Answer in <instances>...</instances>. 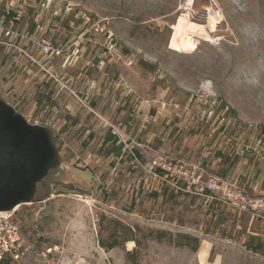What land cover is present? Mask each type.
<instances>
[{
	"label": "rangeland",
	"instance_id": "obj_1",
	"mask_svg": "<svg viewBox=\"0 0 264 264\" xmlns=\"http://www.w3.org/2000/svg\"><path fill=\"white\" fill-rule=\"evenodd\" d=\"M181 2L0 0V98L60 159L15 209L7 264H128L133 243L98 246L101 217L264 264V215L225 191L264 196V0ZM195 256L148 241L138 264Z\"/></svg>",
	"mask_w": 264,
	"mask_h": 264
},
{
	"label": "water",
	"instance_id": "obj_2",
	"mask_svg": "<svg viewBox=\"0 0 264 264\" xmlns=\"http://www.w3.org/2000/svg\"><path fill=\"white\" fill-rule=\"evenodd\" d=\"M59 165L50 130L0 98V213L32 203L37 185Z\"/></svg>",
	"mask_w": 264,
	"mask_h": 264
},
{
	"label": "trees",
	"instance_id": "obj_3",
	"mask_svg": "<svg viewBox=\"0 0 264 264\" xmlns=\"http://www.w3.org/2000/svg\"><path fill=\"white\" fill-rule=\"evenodd\" d=\"M109 138H107V141ZM164 173V172H162ZM157 196V194H154ZM101 231L98 233V246L104 251H110L117 247H123L125 243H133L131 251H125L124 257L128 264H138L142 250L147 246L148 241L158 244L166 243L174 248H187L192 253L199 250L200 240L196 236L186 233H172L166 230L143 228L138 225L129 226L118 219L108 220L101 217L99 222ZM11 258H5L0 264H7ZM209 262L213 259L209 256Z\"/></svg>",
	"mask_w": 264,
	"mask_h": 264
},
{
	"label": "built area",
	"instance_id": "obj_4",
	"mask_svg": "<svg viewBox=\"0 0 264 264\" xmlns=\"http://www.w3.org/2000/svg\"><path fill=\"white\" fill-rule=\"evenodd\" d=\"M195 0H182L180 11L191 12ZM43 6V3L41 4ZM9 35V33H7ZM212 188L219 187L216 184ZM227 199L240 208L241 212H249L256 215H264V196L248 197L238 189H228ZM13 212L0 213V261L5 258L17 259L20 248V226L12 218Z\"/></svg>",
	"mask_w": 264,
	"mask_h": 264
},
{
	"label": "crops",
	"instance_id": "obj_5",
	"mask_svg": "<svg viewBox=\"0 0 264 264\" xmlns=\"http://www.w3.org/2000/svg\"><path fill=\"white\" fill-rule=\"evenodd\" d=\"M202 250H203V255L200 257V253L202 252ZM195 254H196L195 256L196 264H221V258L218 255L217 257H214L211 262H209L208 259L210 254H209L208 246H205V248L201 247Z\"/></svg>",
	"mask_w": 264,
	"mask_h": 264
},
{
	"label": "bare ground",
	"instance_id": "obj_6",
	"mask_svg": "<svg viewBox=\"0 0 264 264\" xmlns=\"http://www.w3.org/2000/svg\"><path fill=\"white\" fill-rule=\"evenodd\" d=\"M17 208V207H16ZM15 210V209H14ZM203 255V252L200 253V257ZM203 260V259H202ZM203 263V262H202Z\"/></svg>",
	"mask_w": 264,
	"mask_h": 264
},
{
	"label": "flooded vegetation",
	"instance_id": "obj_7",
	"mask_svg": "<svg viewBox=\"0 0 264 264\" xmlns=\"http://www.w3.org/2000/svg\"><path fill=\"white\" fill-rule=\"evenodd\" d=\"M48 176H49V174H48ZM48 176H47V177H48ZM45 179H46V178H45ZM45 179H44V180H43L41 183H44V182H46V181H45Z\"/></svg>",
	"mask_w": 264,
	"mask_h": 264
}]
</instances>
